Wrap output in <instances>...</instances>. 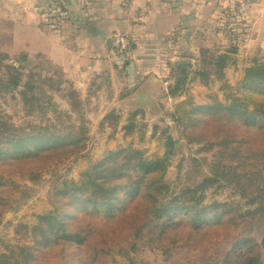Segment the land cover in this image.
<instances>
[{"label": "rangeland", "instance_id": "1", "mask_svg": "<svg viewBox=\"0 0 264 264\" xmlns=\"http://www.w3.org/2000/svg\"><path fill=\"white\" fill-rule=\"evenodd\" d=\"M118 1L120 9L113 11L115 14L110 18L117 22L108 25V28L114 25L113 34L102 36L115 61L107 68L102 66L101 70L112 72L110 80L105 77L112 84L105 83L107 93L99 94L103 90L99 87L94 96L89 94L87 98L81 97L74 77L69 74L74 67L70 52L64 49L51 52L44 50L41 44H14L9 36L10 26L4 23L0 27V133L21 128V133L26 134L50 127L82 141L81 148L71 153L49 150L54 152L51 158L41 156L0 167V204H3L0 206V260L1 256H8L12 262H22L21 250L35 245L32 228L38 224L39 216L52 210L49 199L52 188L64 181L79 182L82 174L97 161L120 148L140 150L150 161L167 155L163 182L176 193L194 188L199 190L198 196H205L203 205L224 202L240 210L253 209L246 205L238 190L212 171L217 151H209L205 142L190 143L181 137L173 113L176 105L188 98L199 105L217 98L226 102L231 89L225 87L223 81L234 88L252 62L264 61V52L260 50L253 57V47L249 46L252 20L263 12L264 0ZM63 3L68 8L64 9L67 17L64 25L57 28L48 16L53 5L62 7ZM50 4L42 11V19L44 16L45 19L40 29L48 38L66 36L68 23L73 19L68 2L50 0ZM100 35L101 31L97 36ZM122 37L127 40L125 50L119 46ZM235 45L238 46V53L233 56L236 62L224 69V80L219 79L213 65H202V48L224 52ZM52 53L53 57L57 53L63 58L62 64L50 59ZM180 65L187 68L178 67ZM14 67L20 72L19 87L5 91L3 84L16 70H12ZM135 70L146 73L145 79L130 90V95L135 93L138 102H134L133 97L126 99L127 87L122 88V78ZM29 71L40 72L39 81L44 80L39 86L41 89L33 94L24 91ZM179 79L186 80L181 94L171 98L169 89ZM142 87H145L144 93H137ZM106 98L113 107L97 108L94 100L102 102ZM128 123L132 124L130 130L125 129ZM168 136L172 138L171 144L167 142ZM14 185L20 187V193ZM252 231L259 244V259L264 264L263 213L254 215ZM126 249V246L114 245L108 263L170 264L181 260L180 255H176L166 261L163 254L148 248L139 253ZM251 251L253 256H258L256 250ZM81 254V247L67 246L57 264H78ZM56 259L55 253L48 254V262Z\"/></svg>", "mask_w": 264, "mask_h": 264}, {"label": "trees", "instance_id": "2", "mask_svg": "<svg viewBox=\"0 0 264 264\" xmlns=\"http://www.w3.org/2000/svg\"><path fill=\"white\" fill-rule=\"evenodd\" d=\"M62 8L68 10L65 3ZM48 17L54 18L52 12ZM237 53L236 45L224 52L202 48L201 63L213 65L224 80V69L236 62ZM12 70L3 84L5 91L19 87L20 72ZM27 73L24 91L33 94L44 80L39 81L38 71ZM185 82L179 79L170 87L171 98L181 94ZM223 85L231 89L226 102L217 98L199 105L188 98L176 105L173 119L181 137L190 143L205 142L209 151H217L212 171L253 209L240 210L224 202L203 205L205 196H198L194 188L176 193L163 182L167 155L150 161L140 150L120 148L97 161L79 182L64 181L52 188V210L39 216L32 228L35 245L21 250L22 262L1 256L0 264H57L67 246L81 247L78 264H111L108 258L114 245L136 253L155 250L166 261L180 255L181 260L170 264H261L252 230L254 215L264 214V61L252 62L234 88L227 81ZM131 128V123L125 126ZM11 130L0 133V167L51 158L54 152L49 150L67 154L81 148V138L58 129L41 127L26 134L21 128ZM167 142L171 144V136ZM14 186L20 193V187ZM51 253L57 256L53 263L48 262Z\"/></svg>", "mask_w": 264, "mask_h": 264}, {"label": "crops", "instance_id": "3", "mask_svg": "<svg viewBox=\"0 0 264 264\" xmlns=\"http://www.w3.org/2000/svg\"><path fill=\"white\" fill-rule=\"evenodd\" d=\"M67 2L73 13V19L71 23H68L67 30L64 33L66 36L53 37L55 39L48 38L40 29V23L45 19V16L42 19V11H45V7H50V0H0V27L4 23L10 26L8 27L11 30L9 36L14 44H41L44 50L58 49L62 52L64 49L70 52L69 57L74 67L69 71V74L72 78L74 77L76 89L81 94V97L87 98L89 94L93 95L95 89L99 87L103 88L99 94L107 93L106 85L112 84V82H109L108 78L105 77H109L110 80L112 72L107 73L106 70H101V68L102 66L107 68L108 64L112 66L111 61L115 60L108 50L107 41L102 36L113 34L114 25L111 28H108V25L112 22H117L114 18V21H111L110 18L115 14L113 11L120 9L119 1L67 0ZM160 14L161 11L157 13V16H160ZM252 22V39L249 40V46L253 47L254 57L258 51L264 52V9L263 12L255 15ZM99 31H101L102 35L97 36ZM98 47L101 48V51H98ZM50 57L57 64L60 62L62 64L64 61L57 53H55L54 57L52 53ZM145 77L146 73L143 70H135L129 75L125 74L124 78H122L124 79L122 88L124 86L127 87L125 90L126 99L133 97L134 102L139 101L135 93L130 95V90L135 85L140 84ZM148 92L149 94L151 92L149 88ZM99 99L94 100L97 108L113 107L112 102L107 98L102 102Z\"/></svg>", "mask_w": 264, "mask_h": 264}, {"label": "built area", "instance_id": "4", "mask_svg": "<svg viewBox=\"0 0 264 264\" xmlns=\"http://www.w3.org/2000/svg\"><path fill=\"white\" fill-rule=\"evenodd\" d=\"M52 14L54 18H51L55 21V26L57 28H61L66 20L67 17V12L58 4L53 5V10H52ZM120 41V47L122 50H125L127 48V40L122 37L119 38Z\"/></svg>", "mask_w": 264, "mask_h": 264}, {"label": "water", "instance_id": "5", "mask_svg": "<svg viewBox=\"0 0 264 264\" xmlns=\"http://www.w3.org/2000/svg\"><path fill=\"white\" fill-rule=\"evenodd\" d=\"M153 78V77H152ZM145 87H142V89L140 90L141 93H144Z\"/></svg>", "mask_w": 264, "mask_h": 264}]
</instances>
